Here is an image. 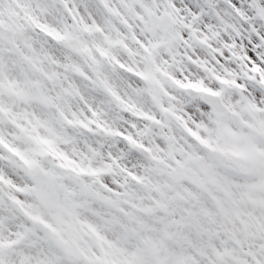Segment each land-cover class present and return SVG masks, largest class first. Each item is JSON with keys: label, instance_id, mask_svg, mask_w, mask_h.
I'll list each match as a JSON object with an SVG mask.
<instances>
[{"label": "snow or ice", "instance_id": "1", "mask_svg": "<svg viewBox=\"0 0 264 264\" xmlns=\"http://www.w3.org/2000/svg\"><path fill=\"white\" fill-rule=\"evenodd\" d=\"M0 264H264V0H0Z\"/></svg>", "mask_w": 264, "mask_h": 264}]
</instances>
